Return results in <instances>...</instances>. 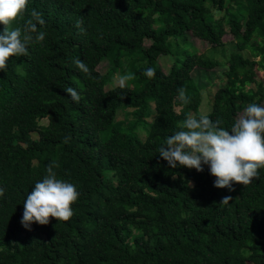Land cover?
I'll return each instance as SVG.
<instances>
[{
  "label": "trees",
  "instance_id": "obj_1",
  "mask_svg": "<svg viewBox=\"0 0 264 264\" xmlns=\"http://www.w3.org/2000/svg\"><path fill=\"white\" fill-rule=\"evenodd\" d=\"M33 9L45 40L0 71V264H264V169L229 191L207 165L171 169L158 153L189 114L230 131L264 106V0H29L26 18ZM228 30L237 52L203 92L194 73L221 64L194 41L218 48ZM52 162L79 192L74 215L25 229L23 203Z\"/></svg>",
  "mask_w": 264,
  "mask_h": 264
},
{
  "label": "clouds",
  "instance_id": "obj_2",
  "mask_svg": "<svg viewBox=\"0 0 264 264\" xmlns=\"http://www.w3.org/2000/svg\"><path fill=\"white\" fill-rule=\"evenodd\" d=\"M29 0H0V24L4 30L0 34V71L6 72L8 61L12 57H26L29 46L42 43L46 33L39 30L44 26L42 14L33 9L29 17ZM15 25V26H13ZM77 28L83 32L81 21ZM76 67L89 77L91 72L80 59H75ZM149 79L154 78L155 69L148 68L143 73ZM134 79L133 74L118 75L115 84L124 89L127 82ZM64 91L70 99L79 103L81 96L72 87ZM178 99L183 104L190 103L186 90L180 88ZM223 121L210 119L208 114L198 117L191 114L179 124V130L166 138L158 153L167 161L171 169L186 167L203 172L204 166L209 167L210 174L215 177L214 187L227 188L234 191L233 184L250 185L254 179L260 178V169H264V106L256 103L248 104L235 119L230 131L222 127ZM71 137H66L67 144ZM56 162L46 168V175L35 183L33 190L24 201V211L20 223L25 229L31 230L33 223L48 225L50 218L57 222H67L73 215L72 205L78 201L79 192L76 186L57 178L54 168ZM4 189L0 188V197ZM231 196L222 197L221 203L228 204Z\"/></svg>",
  "mask_w": 264,
  "mask_h": 264
},
{
  "label": "rangeland",
  "instance_id": "obj_3",
  "mask_svg": "<svg viewBox=\"0 0 264 264\" xmlns=\"http://www.w3.org/2000/svg\"><path fill=\"white\" fill-rule=\"evenodd\" d=\"M195 45L198 47L199 52L201 54H205L210 57H215L220 64L221 67L217 68L215 70H212L211 72H195L194 78L198 81V86L202 89L203 92H206L205 90H208L213 84H215L218 80L220 81L223 75L224 67L230 60L232 54L237 52L236 44L234 43L233 36L229 32L224 37L223 42L224 45L218 48H212V46L206 42H203L201 40L196 39ZM244 55L247 56V53H244ZM108 69H110V65L107 61H104L100 67L98 68L99 72L105 74L108 72ZM258 76L259 78L264 82V71L258 70ZM117 77V76H116ZM207 96V95H206ZM205 103H207V100H204ZM179 110V109H178ZM125 114L121 113L118 117V120H125ZM34 138H37V135H33ZM142 138H144V135H141Z\"/></svg>",
  "mask_w": 264,
  "mask_h": 264
}]
</instances>
